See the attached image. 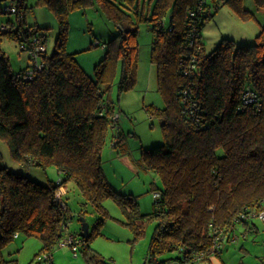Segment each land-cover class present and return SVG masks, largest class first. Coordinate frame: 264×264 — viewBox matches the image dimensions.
<instances>
[{
  "label": "trees",
  "instance_id": "obj_1",
  "mask_svg": "<svg viewBox=\"0 0 264 264\" xmlns=\"http://www.w3.org/2000/svg\"><path fill=\"white\" fill-rule=\"evenodd\" d=\"M38 1L58 22L54 48L41 55L43 67L31 78L20 74L31 64L15 71L0 50V139L19 163L42 169L55 166L60 178L41 183L0 164V264H17L2 254L16 232L37 237L40 250L52 254L64 235L62 225L72 217L66 200L56 194L69 182L81 194L79 214H85L87 204L98 213L86 237L72 231L81 237L78 250L87 264H113L90 241L101 232L108 215L103 203L108 198L132 219L146 215L154 221L145 257L151 264L165 263L160 257L164 252L178 251L180 262L207 252L213 227L241 222L246 229H255L254 218L248 221L245 216L264 208V24L252 43L223 38L206 50L201 41L205 24L227 3L245 19L254 15L243 0ZM253 2L264 9V0ZM22 3L27 9L26 0ZM95 5L117 32L92 76L83 70L76 53L67 51L66 43L70 12ZM142 21L153 35L149 55L164 101L162 107L149 108L159 118L164 141L140 153L143 166L161 180L153 189L159 195L148 214L139 211L132 194L112 186L100 155L110 124L117 126L108 93L118 62L120 91L132 87L136 79ZM34 27L44 35L48 29L32 23L0 29V34L21 44ZM246 91L254 99L245 102ZM119 137L120 133L116 146ZM126 223L134 224L137 234L143 232L142 222ZM258 264H264V253Z\"/></svg>",
  "mask_w": 264,
  "mask_h": 264
},
{
  "label": "rangeland",
  "instance_id": "obj_2",
  "mask_svg": "<svg viewBox=\"0 0 264 264\" xmlns=\"http://www.w3.org/2000/svg\"><path fill=\"white\" fill-rule=\"evenodd\" d=\"M254 0H243L245 8L254 14L250 18H243L230 5L225 4L216 12V15L205 24L201 31L206 50H211L223 38H232L237 44L254 42L259 29V23L264 24V9L256 7ZM10 0H0V26L16 23V15L5 11ZM25 26L38 23L47 27L45 31L47 51L53 50L58 30V22L54 13L43 2L26 0ZM117 28L98 6H86L72 10L69 15V32L66 43L67 51L75 52V58L89 75H94L95 64L104 57L108 41L116 34ZM138 65L136 79L133 86L119 90L121 63L118 68L109 96L113 102L114 116L117 122L115 128L109 127L105 145L102 148V168L106 178L119 192L132 194L139 211L148 214L153 210L155 201L153 190L161 185V180L154 170L148 169L141 163V150L148 149L163 143L164 138L160 128L159 118L150 114L151 105L164 106V101L157 92L156 65L150 59V48L153 40L148 23L142 21L138 28ZM97 40L100 44L96 45ZM0 50L10 58L12 69L18 71L31 64L26 50L20 48L17 40L0 34ZM119 131H118V130ZM116 146L115 141L119 136ZM125 155V156H123ZM127 157V158H123ZM0 164L18 172L27 173L34 180L45 183L48 179L58 180L60 173L55 166L42 169L38 165L25 166L13 159L8 144L0 139ZM63 199L70 208L72 217L68 223V230L81 231L82 222L79 219L81 194L78 188L69 182L63 186ZM106 215L100 234L91 241V246L99 251L104 258L113 264H151L146 262V254L150 238L154 229V221L144 215L142 218L132 219L122 207L111 198L103 203ZM97 212L87 204L86 212L82 217L89 224H93ZM143 223V232L137 234L134 224ZM256 228L246 229L239 222L237 224V241L225 242L218 255L196 261L195 264H258L264 253V221L254 218ZM40 240L35 236L20 235L2 248L3 256L13 257L17 264H36V254H42ZM178 251L164 252L160 257L162 264H189L180 262ZM50 264H87L81 251L76 255L68 245L56 244L52 249Z\"/></svg>",
  "mask_w": 264,
  "mask_h": 264
},
{
  "label": "built area",
  "instance_id": "obj_3",
  "mask_svg": "<svg viewBox=\"0 0 264 264\" xmlns=\"http://www.w3.org/2000/svg\"><path fill=\"white\" fill-rule=\"evenodd\" d=\"M21 5V6H20ZM5 11L9 13H14L16 15V23L9 22L10 25L1 24L0 29L1 30H10L15 29L19 27L20 25H25V11H26V4L22 3V0H10L9 4L5 7ZM32 35H30V38L27 41H22L20 44V48L27 51L29 55V59L31 60V65L28 68L27 71L20 73L28 78H31L33 76V73L36 69H41L43 67V61L42 54L47 51V43H46V36L36 30V28H31ZM194 34L198 35L196 31H194ZM96 44H100L97 40ZM19 74V75H20ZM254 99L253 96L249 91H246L244 94V101L248 102L250 100ZM102 113V112H100ZM113 121H116L115 116L113 115ZM110 126L112 128H115V123H111ZM63 187V186H62ZM60 187L57 191V196L61 197L63 196V188ZM159 195L158 192H154V197H157ZM63 208L66 209L65 203L62 202L61 205ZM253 218H258L262 221H264V208L257 211V212H251L245 216V219L248 221ZM237 224H233L227 228H212V233H214L213 242L209 250L205 253H200L198 256H194V259H192L189 264H194L196 259L205 256V255H213L220 253L222 250V247L225 242H235L237 241L238 235L236 234V228ZM68 223H64L62 225V231L64 233L63 237L57 242V244L60 245H68L73 253L76 255L79 246L81 244V237L77 234L73 233L71 230H68ZM233 230V231H231ZM235 230V231H234ZM230 231V232H228ZM15 237L18 236V233L16 232L14 234ZM36 264H50L52 262V254L50 252H42V254L36 255Z\"/></svg>",
  "mask_w": 264,
  "mask_h": 264
},
{
  "label": "water",
  "instance_id": "obj_4",
  "mask_svg": "<svg viewBox=\"0 0 264 264\" xmlns=\"http://www.w3.org/2000/svg\"><path fill=\"white\" fill-rule=\"evenodd\" d=\"M170 17H172V15H170ZM79 219L82 222L80 234H81V236L86 237L88 235V232H89V224L85 221V219H84V217H82V215L79 216Z\"/></svg>",
  "mask_w": 264,
  "mask_h": 264
},
{
  "label": "crops",
  "instance_id": "obj_5",
  "mask_svg": "<svg viewBox=\"0 0 264 264\" xmlns=\"http://www.w3.org/2000/svg\"><path fill=\"white\" fill-rule=\"evenodd\" d=\"M252 2H253V1H252ZM253 3H254V2H253ZM254 5L256 6L255 3H254ZM256 7H257V6H256ZM249 10H250V9H249ZM37 24H38V23H37ZM261 25H263V23L260 22V23H259V29H260V26H261ZM259 29H258V31H259ZM258 31H257V32H258ZM256 34H257V33H256ZM123 156H125V155H123ZM123 158H127V157H123ZM57 171H58V169H57ZM89 229H90V227H89ZM19 236H20V235H19ZM19 236H18V237H19ZM16 238H17V237H16ZM4 258H5V256H4ZM11 258H13V257H10V258H7V257H6V259H11Z\"/></svg>",
  "mask_w": 264,
  "mask_h": 264
}]
</instances>
